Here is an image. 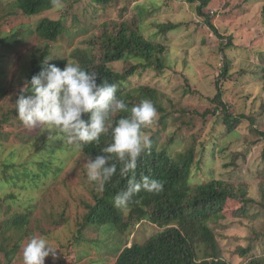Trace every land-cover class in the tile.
<instances>
[{
	"label": "rangeland",
	"instance_id": "1",
	"mask_svg": "<svg viewBox=\"0 0 264 264\" xmlns=\"http://www.w3.org/2000/svg\"><path fill=\"white\" fill-rule=\"evenodd\" d=\"M14 1L0 0V32L8 33L13 27L33 24L43 17L57 19L61 14L72 33L86 30L82 35H65L51 44L49 50L53 59L64 58L73 62L71 52L74 49H86L90 41L99 42L98 37L103 32L111 31L121 23L133 30H138L139 26L143 38L165 48L161 56L165 67L163 73L143 72L131 80L133 87H154L162 94L161 101L168 117L164 118L166 128L161 133L159 147L166 150L168 147L167 152L174 155L184 152L193 143L197 147L202 143L203 149L198 148L200 152L196 154L192 167L195 170L191 175L192 184L214 178L245 188L251 198L261 203L262 206L257 204L250 210L260 214L257 220H251L239 215L242 203L238 199L228 200L222 218L210 221L209 226L215 234L221 257L230 264H244L252 257L264 256V236L255 239L264 232V201L260 198L261 188L264 190V137L259 134L264 133V83L254 82L249 76L240 74L244 69L252 70L256 65L264 64L260 59L264 53V22L261 18L264 0H212L204 13L209 14L220 37L196 15L194 7L181 0H112L95 11L87 9V0L80 3L63 0L65 6L62 11L51 10L33 18H26L10 9ZM141 4L144 9L138 8ZM167 25H178V28L160 32L158 26ZM42 46L43 42L32 37L7 55V76L3 86L9 92L0 99V120L3 111L14 107L15 91L23 79L20 67L28 66L31 55L37 54ZM93 50L98 52V46ZM224 55L232 63L229 78L222 81L219 74ZM111 66L119 73L126 67L124 63ZM218 84L221 86V100L227 105L228 112L237 117L244 115L231 134H224L221 110L217 109L212 114L216 106L209 100L217 94ZM177 112L181 114L179 117ZM12 117L7 124H0V132L5 134L0 137V161L8 159L23 163L25 160H38L42 157V148L41 142L37 141L46 132L39 127L26 129ZM158 129H161L159 115L151 131L154 133ZM24 135L30 140L29 145L21 144L20 138ZM56 136L54 141L59 139ZM170 138L176 143L167 144ZM75 148L70 145L68 154L59 155L62 160L68 157L56 179L49 176L45 186L39 184L38 190H15V198H7L3 188L0 197L3 205L11 204L9 215L17 211L21 213L26 207L43 200V206L30 218V230L32 236L43 235L53 247L58 248L57 259L53 261L51 256L46 257L45 264H113L114 256L104 260H98L97 256L95 259L99 252L105 255V248L97 252L87 244L81 248L70 245L71 235L78 229L76 224L81 222L86 211L84 203L91 201L89 191L97 188L86 179L85 160L76 155L71 158ZM12 150H17V153L10 157ZM30 168L35 170L34 165ZM51 210L52 213H62L65 224L55 226L50 218L43 216V212ZM5 217V212L0 210V224ZM158 230L152 223L140 222L121 235V240L124 242L129 238L127 246L132 242L143 243ZM82 235L87 240L98 237L94 230L87 229ZM29 239L23 242L12 264H22V249ZM109 242L116 244L118 238ZM247 248L250 249L247 257L238 254L239 249ZM80 251L88 255L78 261L77 252Z\"/></svg>",
	"mask_w": 264,
	"mask_h": 264
},
{
	"label": "trees",
	"instance_id": "2",
	"mask_svg": "<svg viewBox=\"0 0 264 264\" xmlns=\"http://www.w3.org/2000/svg\"><path fill=\"white\" fill-rule=\"evenodd\" d=\"M67 1V0H66ZM81 0H72L79 2ZM112 0H87V9L95 11L99 7L104 8ZM194 7V12L198 17L203 19L205 25L218 37L216 28L210 21L209 14L204 13V9L208 7L212 0H181ZM98 7V8H97ZM144 5L138 6L144 9ZM26 18H33L44 12L51 11V0H15L9 6ZM261 18L264 22V6L261 10ZM160 32L171 31L178 28V25L158 26ZM138 30L121 23L115 26L111 31L103 32L99 37V42H89L90 46L86 49H74L71 54L73 62H78L86 71L95 72L100 81H108L118 85L117 96L124 99L129 107L138 104L141 99H150L155 105L159 115V125L161 129L155 131L151 135V149L142 154L138 160L136 168V178L148 175L152 179L163 182V191L158 194L140 191L135 194L127 210H117L113 207L114 196L127 188V178L119 175V165H117V173L110 182L104 185L103 191L97 188L89 191L91 201L84 203L85 213L82 215L81 222H77L78 229L71 235L70 245L83 247L87 244L97 252L106 249L105 255L101 252L95 254V259L104 260L108 256H114L113 264H230L225 261L220 254L215 234L209 222L222 218L228 200L238 199L242 206L239 210L241 217L251 220H257L259 213H251L250 210L254 205H261L251 198L247 190L243 187H235L230 183H226L214 178L208 179L203 183L195 185L191 182L196 154L200 152L198 148L203 149V144L199 147L195 143L191 144L182 153L174 155L169 154L165 148H160L161 133L165 132L166 124L164 118L168 117L167 112L161 101L162 94L158 89L149 86L131 85V80L143 72L163 73L164 64L162 55L165 48L154 42L143 38ZM86 30H77L72 33L65 25V18L62 14L57 19L43 17L37 19L33 24H20L13 27L8 33L0 32V99L9 92L3 86L6 80L7 55L15 51L18 47L26 43L29 38H36L39 42H43L42 49L38 48L37 54L31 55L28 66L20 67L23 79L18 90L15 91L14 103L20 93L21 87L30 82L31 78L38 75L48 64L63 69L67 63L66 59H50V46L56 43L61 37L82 35ZM98 52H94V48ZM261 62L264 63V53L260 55ZM124 63L123 72L114 71L112 64ZM232 61L224 55L223 66L220 69L219 79L224 81L229 78V69ZM240 74L249 76L254 82L264 83V64L255 66L252 70H242ZM219 80V81H220ZM217 94L209 101L215 104L212 114L220 109L223 115V131L224 134L234 133L237 126L244 115L237 117L228 112L227 105L221 100V86L218 84ZM25 95H31L30 92ZM209 99V98H206ZM14 106V104H13ZM177 111V110H176ZM178 113V112H177ZM126 115L119 113L113 117V123L120 117ZM181 114L178 113V117ZM206 115V114H203ZM13 116V117H12ZM11 117L16 123H21L16 116L15 108L7 109L2 113L0 124H7ZM16 119V120H15ZM83 119L87 120L88 115L85 114ZM264 137V133H259ZM5 134L0 132V137ZM55 133L52 139L48 138L46 132L40 140L42 148V157L38 160L27 161L23 163L14 162V160L0 161V190L5 188L7 198H15L17 193L15 190L25 191L28 188L38 190L39 184L45 186V181L51 176L56 179L62 173V166L66 161L59 158L62 153L70 151V145L65 139H57L54 141ZM27 136L20 138L21 144L29 145L30 140ZM33 139V144L35 143ZM111 141L110 132L103 134L100 143L83 145L73 149L71 158L78 156L80 159L87 160L100 155V149L107 146ZM173 138L167 141V144H175ZM32 144V145H33ZM17 150H12L10 157H13ZM57 153V154H56ZM70 158V159H71ZM78 159V160H80ZM114 162V161H113ZM197 165L198 162L196 161ZM34 165L35 170L30 166ZM13 189V191H11ZM261 200L264 201V190L261 188ZM43 200L36 202L34 205L26 207L23 212H14L9 215L11 204L3 205L0 197V210L5 212V219L0 224V252L2 254V264H12L17 257L23 242L27 238L32 237L30 230V218L34 211L43 206ZM262 206V205H261ZM53 211L43 212V216L51 219L55 226L65 224L63 214H55ZM140 222H149L159 228L158 232L151 235L143 243L132 242L127 246L126 238L122 242L121 235L134 229ZM94 230L98 235L95 239L87 240L84 238L83 231ZM264 232L255 236L258 239L263 237ZM118 238V243L111 244L112 238ZM249 248L239 249L238 254L247 257ZM88 254L82 251L77 252V260L81 261ZM105 258H104V257ZM244 264H264V256L252 257Z\"/></svg>",
	"mask_w": 264,
	"mask_h": 264
},
{
	"label": "clouds",
	"instance_id": "3",
	"mask_svg": "<svg viewBox=\"0 0 264 264\" xmlns=\"http://www.w3.org/2000/svg\"><path fill=\"white\" fill-rule=\"evenodd\" d=\"M51 5L55 11H62L65 6L63 0H51ZM97 81V74L86 71L78 62L67 61L63 69L48 64L21 87L14 108L26 129L39 127L50 140L55 133L56 138L65 139L69 145L99 144L101 136L110 132L111 141L100 149L101 154L84 162L85 176L103 191L119 165V175L127 178V188L114 196L113 207L127 210L140 191L158 194L164 188L162 181L148 175L136 178L139 158L151 149V130L158 112L147 98L129 107L117 96L116 83ZM28 92L31 95H25ZM119 113L126 115L113 123ZM85 114L87 120L83 119ZM57 249L47 237L34 235L23 246L22 264H45L49 256L55 261Z\"/></svg>",
	"mask_w": 264,
	"mask_h": 264
}]
</instances>
